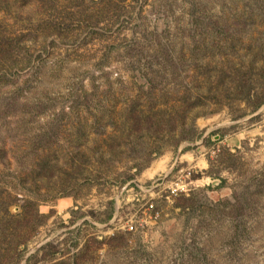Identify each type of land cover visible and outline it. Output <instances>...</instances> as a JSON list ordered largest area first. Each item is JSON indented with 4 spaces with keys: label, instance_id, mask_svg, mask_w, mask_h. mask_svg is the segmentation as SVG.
I'll return each instance as SVG.
<instances>
[{
    "label": "rangeland",
    "instance_id": "374dc122",
    "mask_svg": "<svg viewBox=\"0 0 264 264\" xmlns=\"http://www.w3.org/2000/svg\"><path fill=\"white\" fill-rule=\"evenodd\" d=\"M263 43L264 0H0V264H264V103L233 94ZM170 169L188 192L151 219Z\"/></svg>",
    "mask_w": 264,
    "mask_h": 264
},
{
    "label": "trees",
    "instance_id": "16d2710c",
    "mask_svg": "<svg viewBox=\"0 0 264 264\" xmlns=\"http://www.w3.org/2000/svg\"><path fill=\"white\" fill-rule=\"evenodd\" d=\"M211 23L214 24V25L210 28ZM195 24L198 25L197 27H199V29L201 30L200 31L201 35H199L198 40L195 41L194 38L196 36H195V34L193 35V40L195 41V43L196 42L198 43V41L200 39V36H202V33H203L204 36H206V34H204V33L206 31H208L209 29H211L213 32L214 31H216V32L218 31L219 33H221V35L224 36V38L225 37L227 38V36L231 35L230 33H232V30H231L230 26L221 27L222 29H218V27L222 26V24L219 21H217V20L215 22H213L211 20H208V22H207L206 19H204L202 17H195ZM201 48L205 49V47H201ZM169 58L171 59V62H172V66L170 67L171 70L173 71V73L178 74L179 73L178 72L179 68H181V67L178 65L177 61L175 62L172 59V57H169ZM248 72L242 71V69L240 67L237 69V72L235 73L236 75L233 78L234 79V90H235V92H233V94L238 99L243 100V101L247 100L248 102H250L252 100L253 101L255 100L256 102H254V107L258 108L264 103V86H263V91L257 90L255 88V80L256 79H254V76L252 74H249ZM262 72H264V71H262ZM262 78H263L262 80H264V76ZM149 82H150L149 83V88L147 90H148V94L150 95L157 89V87H160V86H158V84L154 83V80L152 78L150 79ZM263 84H264V82H263ZM150 96L152 97V95H150ZM184 102H186L185 106L179 107V110H178L179 114L175 115L176 120L180 124V128H183V130L185 128L186 118L189 115V113L191 111H194L192 114H196V116H197V114H199V112L197 110V107L200 104L203 103L202 100L199 99V98H197L196 100H191L189 102H188V100H185ZM128 112H129V115L127 116V118L129 120L135 122V124L142 117V115H139V113H137V111H136L134 106ZM133 115H134V117H133ZM146 116L149 119V122H148V125L146 126V129H148V130L149 129H153L154 132L158 133V130L163 129V127H165L166 130L168 129L169 132H173L174 131V128L171 129L169 127L170 124L173 123L172 120H171L173 115H171V113H168V115L165 116L164 114H161V111L157 110L156 111V115H146ZM134 126H136V125H134ZM142 126L143 125H141L140 127L137 126L138 127L137 130H135L136 128L135 129L132 128L131 130L133 132H137V131L139 132V130H141V128H144ZM118 152H116V154ZM28 205L30 206V208L33 207L32 206L33 204L31 202ZM31 211H32V209H29V212H28V209H27V213H31ZM34 212H35L34 216H36V218H38L39 215H40L38 210L34 209ZM27 215H30V217H33V214H27ZM28 224H29V222L26 223V225H28ZM17 243L18 244L22 243V241L19 240Z\"/></svg>",
    "mask_w": 264,
    "mask_h": 264
},
{
    "label": "built area",
    "instance_id": "2783aa9c",
    "mask_svg": "<svg viewBox=\"0 0 264 264\" xmlns=\"http://www.w3.org/2000/svg\"><path fill=\"white\" fill-rule=\"evenodd\" d=\"M176 172L173 174V169L168 170L164 175H160L159 177L155 178L150 185L147 186V191L149 192V198L145 202L144 206V214L149 213V217L152 219L158 218L160 216V211L157 209L156 206V199L162 198V196L166 197V199L171 200L175 196L179 194H183V192H188L186 185H184L183 180L177 174L180 172ZM172 175V178L169 180V184L163 187V194L161 197L159 194L156 193L157 188L168 181L169 177ZM144 219H137L136 217L132 216L125 225V228L129 231H139L145 228Z\"/></svg>",
    "mask_w": 264,
    "mask_h": 264
},
{
    "label": "bare ground",
    "instance_id": "6f19581e",
    "mask_svg": "<svg viewBox=\"0 0 264 264\" xmlns=\"http://www.w3.org/2000/svg\"><path fill=\"white\" fill-rule=\"evenodd\" d=\"M156 168H157V167H156ZM156 168H155V169H156Z\"/></svg>",
    "mask_w": 264,
    "mask_h": 264
}]
</instances>
